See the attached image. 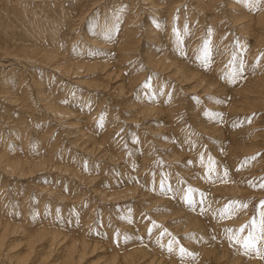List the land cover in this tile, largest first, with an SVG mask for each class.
I'll use <instances>...</instances> for the list:
<instances>
[{
    "label": "rangeland",
    "instance_id": "1",
    "mask_svg": "<svg viewBox=\"0 0 264 264\" xmlns=\"http://www.w3.org/2000/svg\"><path fill=\"white\" fill-rule=\"evenodd\" d=\"M0 155V264H264V0H0Z\"/></svg>",
    "mask_w": 264,
    "mask_h": 264
},
{
    "label": "snow or ice",
    "instance_id": "2",
    "mask_svg": "<svg viewBox=\"0 0 264 264\" xmlns=\"http://www.w3.org/2000/svg\"><path fill=\"white\" fill-rule=\"evenodd\" d=\"M260 186L264 187V183H262ZM262 235H264V226H262ZM257 242H258L257 237L249 235V237L244 241V246L246 248L250 247L258 251V249L256 248ZM181 251L183 252L184 250L181 249Z\"/></svg>",
    "mask_w": 264,
    "mask_h": 264
},
{
    "label": "bare ground",
    "instance_id": "3",
    "mask_svg": "<svg viewBox=\"0 0 264 264\" xmlns=\"http://www.w3.org/2000/svg\"><path fill=\"white\" fill-rule=\"evenodd\" d=\"M89 65H90V64H89ZM91 69H92V68H91ZM0 156H1V155H0ZM16 166H17V165H16ZM18 166H19V165H18ZM18 166H17V167H18ZM36 166H37V165H36ZM73 249H74V248H73ZM83 253H85V251H83Z\"/></svg>",
    "mask_w": 264,
    "mask_h": 264
}]
</instances>
